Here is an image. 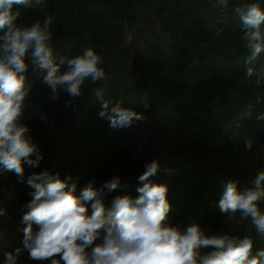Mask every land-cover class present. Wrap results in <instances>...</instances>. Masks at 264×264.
<instances>
[{
    "label": "trees",
    "instance_id": "obj_1",
    "mask_svg": "<svg viewBox=\"0 0 264 264\" xmlns=\"http://www.w3.org/2000/svg\"><path fill=\"white\" fill-rule=\"evenodd\" d=\"M253 3L264 8V0H229L227 8L219 0H42L36 7L13 6L21 13L20 27L53 18L48 45L60 74L69 70V60L92 48L103 58L105 75L96 82L88 78L79 97L63 86L57 95L29 49L23 125L37 148L31 158L43 159L34 166L25 162L22 177L0 170V264L5 252L23 245L31 175L71 177L77 195L89 183L100 188L120 177L121 187L104 199L111 208L117 196L139 195V176L153 161L160 168L150 181L168 187V224L181 230L198 224L207 235L249 236L253 255L264 250V235L250 218L218 206L228 182L246 191L264 171V52L247 62L248 30L240 19ZM105 101L109 112L119 103L144 118L112 128L99 115ZM145 131L148 140L140 143ZM18 264L51 262L31 260L24 251Z\"/></svg>",
    "mask_w": 264,
    "mask_h": 264
},
{
    "label": "clouds",
    "instance_id": "obj_2",
    "mask_svg": "<svg viewBox=\"0 0 264 264\" xmlns=\"http://www.w3.org/2000/svg\"><path fill=\"white\" fill-rule=\"evenodd\" d=\"M41 3L42 0H35L34 5L30 0H0V30H4L0 36V170L21 177L25 162L34 166L43 159L31 158L37 148L26 136L29 128L20 123L27 95L24 73L28 70L29 49L32 62L46 70L44 81L57 95L63 86L70 96L79 97L88 78L96 82L105 75L100 66L103 58L92 48L69 60V70L60 74V65L54 63L48 45L53 18L45 19L43 26L36 22L31 27H20L17 20L21 13L13 11L14 5L36 7ZM219 3L227 8L229 0ZM240 19L248 30L245 39L250 55L246 60L252 63L264 52V8L253 3ZM253 71L249 67L247 74L251 76ZM109 103H103L104 110L99 115L112 128H127L144 118L142 113L119 103L109 112ZM145 167L147 170L139 176L142 186L136 189L139 195L117 196L111 208L105 206L104 199L121 187L120 177L106 181L100 188L89 183L77 195V185L70 183L71 177L62 179L48 171L31 175L27 183L33 191L26 205L29 210L23 216L27 225L23 245L14 252H5L3 264H18L24 251L31 260H50L51 264H264V250L253 255L254 240L249 236L239 239L228 234L207 235L198 224L184 230L168 224V187L149 179L158 172L159 161ZM253 183L254 188L241 191L235 182H228L218 206L223 213L239 212L242 219L250 218L257 234L264 235V171ZM33 225L39 231L34 232Z\"/></svg>",
    "mask_w": 264,
    "mask_h": 264
},
{
    "label": "rangeland",
    "instance_id": "obj_3",
    "mask_svg": "<svg viewBox=\"0 0 264 264\" xmlns=\"http://www.w3.org/2000/svg\"><path fill=\"white\" fill-rule=\"evenodd\" d=\"M25 120H26V117L24 116V114H22L21 119H20V123L23 124L25 122ZM148 135H149V132L145 131L141 135L138 136L137 140L140 143H144L148 140Z\"/></svg>",
    "mask_w": 264,
    "mask_h": 264
}]
</instances>
